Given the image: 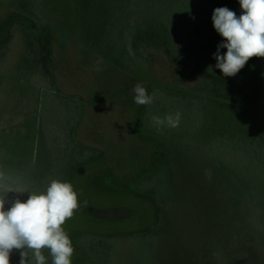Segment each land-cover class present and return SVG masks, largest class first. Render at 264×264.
<instances>
[{
  "label": "rangeland",
  "instance_id": "374dc122",
  "mask_svg": "<svg viewBox=\"0 0 264 264\" xmlns=\"http://www.w3.org/2000/svg\"><path fill=\"white\" fill-rule=\"evenodd\" d=\"M148 1L156 16L181 8ZM117 2L127 0H0V171L34 193L52 180L73 185L80 207L63 225L72 264H95L82 243L98 264H264V171L254 164L264 159V127L251 123L264 83L251 59L234 77L212 78L201 58L223 42L213 10L239 16V0H211L181 55L157 29L135 28L139 14L123 27L112 16ZM137 83L190 95L201 108L204 96L220 133L227 114L248 121L251 134L226 141L222 157L241 178L205 168L202 109L172 100L166 115L179 111V126L144 133L154 105L141 112ZM66 138L84 150L67 166ZM28 195L9 193L6 209ZM10 261L19 264L18 251Z\"/></svg>",
  "mask_w": 264,
  "mask_h": 264
},
{
  "label": "clouds",
  "instance_id": "9594fccd",
  "mask_svg": "<svg viewBox=\"0 0 264 264\" xmlns=\"http://www.w3.org/2000/svg\"><path fill=\"white\" fill-rule=\"evenodd\" d=\"M239 4V16L227 7L215 8L212 14L213 27L223 38L213 53L215 67L225 77L236 76L253 57L264 58V0H239ZM221 48L227 51L221 54ZM132 92L137 105L153 101L140 83ZM151 120L157 131L176 128L181 113L154 115ZM13 192L29 195L27 200L15 199L6 209V198ZM79 207L78 193L69 182L52 180L44 191L34 193L19 183L11 185L0 171V264H11L13 250L19 252V264H49V257L51 264H72L74 247L63 225Z\"/></svg>",
  "mask_w": 264,
  "mask_h": 264
},
{
  "label": "trees",
  "instance_id": "16d2710c",
  "mask_svg": "<svg viewBox=\"0 0 264 264\" xmlns=\"http://www.w3.org/2000/svg\"><path fill=\"white\" fill-rule=\"evenodd\" d=\"M120 1V0H119ZM132 1V0H131ZM127 0L126 4H123L122 2H117L116 5L112 9V16H117L118 19L121 21V25L123 27H132L129 22L132 20V18L137 17L141 19L139 24H135L134 27L141 30H147V29H157L161 33H163L168 41V44L173 52H175L177 55H181L187 48L188 45V34L191 29L195 28L197 25L205 22L207 19H209L210 16V5L211 0H194L192 3H190V6L186 5V2L183 3L182 0H175V2L179 3L180 9L179 11H173V10H167L162 15H154L151 12V7L153 3L148 0H141V3L139 5L135 4V6H132V2ZM140 0H138L139 2ZM158 2L162 3L164 8H170L169 5L171 4L170 0H157ZM161 4V5H162ZM115 7H118L119 13L115 11ZM128 10V12H124L125 10ZM163 8V9H164ZM130 10V13H129ZM122 12V13H121ZM227 50L224 48L220 49V53L223 54ZM217 52V47L209 48L208 50L204 51L201 55V58L203 60L202 68L204 72L212 77V78H230L225 77L223 73L215 67L217 61L213 57V53ZM253 65L255 66L258 74L260 75L262 79V83H264V64H261L260 58L253 57L251 58ZM211 66V68H209ZM160 93H162L161 97L163 99H168L169 102L166 103L163 101V99L158 98L153 95L159 96ZM148 94L153 97V101L149 105H142L141 112L147 111L149 107H152L151 105H154L152 107L151 112L153 116H160L164 117L167 114L168 109H172V100H180L184 101V104H181L183 107H185L187 110H191L193 112L199 113L202 109L203 111V158L205 161V164L207 163V167L212 172L216 173H223L226 175H231L235 178H239L236 171L233 169L234 167L229 165L228 162H226L222 157L224 155H230L231 151L227 150L226 147V141H237L241 140L246 136V134H251V126H247L248 121L244 123L241 119H238V117L233 114H227L225 117L224 122V132L220 133V123L218 117H214V115H211L207 111L206 108V101L203 96V108L197 106L199 103L198 100L190 98V95H179V94H171L168 91L161 90L160 88H151L148 90ZM174 96V98H173ZM176 97V98H175ZM264 95L261 96V105L256 109L253 117L251 118V123H256L258 127H264ZM197 98V97H196ZM186 103V104H185ZM156 128L153 125H146V127H143V131L146 134H155L154 131ZM195 132V136L193 135V139H197V133ZM177 134V136L182 137L183 136L179 133L174 132ZM193 133V131H192ZM201 133V132H198ZM245 135V136H244ZM224 139V140H223ZM164 140V139H163ZM213 141V142H211ZM182 143V142H181ZM234 143V142H233ZM187 146V145H186ZM83 147L75 148L69 139L66 138L65 147H63V160L64 162L67 161V164L72 163L76 159H79L82 157L83 153ZM233 153V152H232ZM223 155V156H221ZM232 157V156H231ZM256 169L261 167L262 171H264V159L255 161ZM258 171V169H257ZM238 175V176H237ZM241 178V176H240ZM246 178V177H245ZM241 179L244 182L247 181L246 179ZM83 251L85 254L95 263L98 264L97 259L95 258V252L91 247V243L87 246L85 243H82L81 245ZM51 264V262H50Z\"/></svg>",
  "mask_w": 264,
  "mask_h": 264
}]
</instances>
